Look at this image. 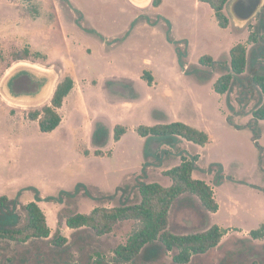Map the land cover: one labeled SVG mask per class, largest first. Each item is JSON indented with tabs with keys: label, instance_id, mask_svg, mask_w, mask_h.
<instances>
[{
	"label": "rangeland",
	"instance_id": "1",
	"mask_svg": "<svg viewBox=\"0 0 264 264\" xmlns=\"http://www.w3.org/2000/svg\"><path fill=\"white\" fill-rule=\"evenodd\" d=\"M152 1L0 0V91L8 87L7 79L13 75L16 79L33 78L32 90H40L44 84L55 85L63 74L73 75L81 100L75 104L69 99L60 109L65 118L63 131L78 126V118L83 122L84 141L90 138L92 128L95 131L97 122L109 130L106 143L96 145L93 141L90 145L93 151L103 149L106 156L85 157L72 143L56 147L53 136L42 132L38 121L27 118L29 111L41 108L38 105L42 101L35 100L34 95L21 98L16 114L0 105V196L16 197L29 185L40 186L53 195L61 189L71 190L79 181L114 192L118 185L133 183L142 173L146 138L136 132V127L153 125L151 114L160 123L183 121L206 130L210 142L206 146L183 139L175 146L153 142L154 151L162 156L148 159L151 164L145 180L169 186L171 178L165 171L180 164V153L189 157L200 154L194 176L213 187L220 209L210 212L197 196L185 193L171 207L169 229L175 234L202 232L213 224L228 229L217 248L194 255L186 264H264V238L253 239L249 233L264 222V149L255 141L257 127L247 126L253 118L251 111L258 105L259 91L246 94L251 99L245 106L243 92L235 86L231 104L238 112L244 106L246 109L245 115L235 114L227 104V95L214 90L219 74L210 81L186 75L178 61L176 44L167 39L170 29L171 37L187 52L184 60L188 66L197 64L204 54L229 60L234 45L251 46L248 36L264 7L240 27L230 13V0L225 11L232 21L229 28H222L207 3L164 0L155 7ZM92 29L96 31L89 32ZM26 47L33 56L17 60L15 55ZM144 71L154 76L152 85L142 78ZM87 85L100 86L92 93L91 103L83 97ZM106 94L110 100L103 97ZM144 98L142 103L134 102ZM228 116L234 123L227 120ZM117 124L129 128L119 143L114 140ZM259 126V143L264 148V120ZM214 162L224 164L226 178L221 185L215 182L218 167L211 166ZM24 191L22 202L33 201L34 193ZM81 199L58 205L52 235L60 230L69 239L67 250H58L48 241L18 244L0 239V264H118L114 249L127 243L136 221L119 222L104 236L89 229L75 236L76 231L64 223L70 212L83 210ZM93 202L94 207L115 205V201ZM42 205L52 226V203ZM173 255L174 251L161 253L147 261L141 254L129 264H181L174 262Z\"/></svg>",
	"mask_w": 264,
	"mask_h": 264
},
{
	"label": "trees",
	"instance_id": "2",
	"mask_svg": "<svg viewBox=\"0 0 264 264\" xmlns=\"http://www.w3.org/2000/svg\"><path fill=\"white\" fill-rule=\"evenodd\" d=\"M209 4L215 13L216 19L222 28H227L230 18L225 8L230 0H200ZM164 0H153L155 7L163 4ZM168 23L171 26V21ZM134 26V23L132 24ZM132 26V27H133ZM96 31V30H95ZM94 29L89 32H95ZM167 32L169 42L176 44L178 61L184 73L195 78L206 77L210 81L216 73L219 77L214 82V90L227 95V104L235 114H246L245 106L251 97L246 94H254L259 91L258 105L251 111L253 118L247 124L256 126L259 143L262 130L259 121L264 120V73L260 72L258 65L264 63V10L258 17V22L248 36L249 47L245 43L234 45L229 51V60L215 59L210 54L200 57L197 64L187 65L184 60L186 51H183L178 41ZM187 42V40H186ZM39 55V53L35 54ZM33 56L30 47L15 55L17 60L29 59ZM142 78L149 85L153 84L154 76L150 71H144ZM75 79L66 76L61 80L54 92L49 104L41 108L31 110L27 114L29 120L38 121L42 132H52L60 126L63 116L60 109L63 107L66 97L75 87ZM235 86H239L244 98L241 99L244 110L238 112L231 104L230 96ZM230 123H234L231 116L227 117ZM93 141L96 145H102L108 141L109 130L101 122L96 123ZM239 129L243 127H238ZM136 132L146 138L141 175H136L134 182H126L118 185L114 192L103 191L99 186L79 181L71 190L61 189L57 194L42 196L36 186L21 189L18 195L11 198L7 195L0 196V239L12 241L18 244H26L33 240L48 241L58 250H67L68 238L57 230L52 235L48 224L46 212L40 205L41 201L64 204L68 200L77 201L80 198H90L98 203L115 201L113 207L97 206L90 213L72 211L66 216V224L73 229L75 236L80 231L91 230L97 236H104L113 231L119 222L135 220L136 226L126 244H119L114 249L115 263H130L141 254L148 260L159 257L161 253L173 252V260L176 263H189L194 255L206 254L217 248L228 229L213 224L202 232L191 234H175L169 229L170 210L174 202L183 194L189 193L197 196L206 209L210 212H218L220 204L215 197L213 187L203 179L195 178L194 172L199 169L200 154L192 156L181 152L180 164L165 171V175L171 178L172 183L165 186L158 181H146L147 166L151 163L149 158L160 159L159 151H154L152 144L176 145L180 139L190 141L199 146H206L210 142V135L206 130L190 125L183 121L170 123H157L154 125L141 124L136 127ZM129 131L128 126L117 124L114 127V140L119 141ZM89 154V150L85 151ZM96 155H103L104 151L97 149ZM212 167H218L216 171V184H223L226 178L225 168L222 162H214ZM213 171V169H212ZM23 190L34 192L35 199L23 203L20 199ZM97 192L98 194H96ZM253 239L264 238V222L258 228L250 230ZM66 246V247H65ZM230 262H234V259ZM252 264H259L253 262Z\"/></svg>",
	"mask_w": 264,
	"mask_h": 264
},
{
	"label": "crops",
	"instance_id": "3",
	"mask_svg": "<svg viewBox=\"0 0 264 264\" xmlns=\"http://www.w3.org/2000/svg\"><path fill=\"white\" fill-rule=\"evenodd\" d=\"M231 21L232 20H230V24H231ZM229 27L230 26H228L227 28H229ZM85 31H86V29H85ZM66 76H72L74 78L73 75L63 74L62 76L59 77V80L56 82L55 85H52L50 87L49 84L48 85L47 84H44V86L40 90L39 89L38 90L37 89L36 90H32L30 88V86H31V82L34 80L33 78L27 76L28 77L27 79L21 78V77H19V78L16 79L15 75H13L12 77H10V78L7 79V83H8L7 86L8 87L5 90L0 91V105L4 107V110L6 112H10L11 114H16L17 106H18L19 102L22 100L21 98H27L28 96L31 97V96L34 95L35 96V100L42 101V102L39 103V105H38L39 107H42L45 104H49L51 102V99H52V97L54 95V92H55V89H56L58 83L62 79H64ZM75 82H76L75 83V87L71 91V93L66 97L65 102H64V106L62 107V109L65 107V103L69 99H73V101H75V104L76 103H80L81 96L77 92L78 83H77V81H75ZM13 84H14V88H13ZM99 87L100 86H98V85H90V86L87 85L86 88H84V90H83V97L88 102H90V100L92 98V93L94 94L95 90L99 89ZM49 89H50V92L47 95ZM85 89H87V90H85ZM103 97H105V98L107 97V99L110 100L109 99L110 97L107 94H106V96H103ZM144 101H146V98H144L142 100L134 101V102L135 103H139V102L142 103ZM132 110H131V112H132ZM160 110L163 111L164 113L167 112L165 109H164L165 111L163 109H160ZM151 115L153 116L152 117L153 118L152 119L153 121L150 119L151 122H153L151 124L154 125V124H157V123H160L161 122V120L157 119L153 114H151ZM151 115H150V117H151ZM64 120H65V118H63V121L60 124V126L58 128H56L54 131L48 132V133H50L53 136V139L56 141V145H55L56 147L62 148V146H65L67 144L72 143L73 146H74V148L77 150V152H78L79 155H83L85 157L106 156V152L105 151H104L105 154H103V155H96L95 154V151H93L92 148H91V146H90L93 143V134H94V129L93 128H92V132H91L90 138L89 139H86L84 141L85 133H84V130H83V125H82L83 122L80 121V118L77 119V120H79V122H78L79 125L78 126L75 124V128L74 129L65 128L66 129L65 131H63V129H64L63 128L64 127ZM176 120H179V119H176ZM164 122H165V120H164ZM119 142H121V141H118V143ZM114 148L116 149V147H114ZM115 149H114V152H115ZM86 150H89V154H86L85 153ZM101 150H103V149H101ZM129 154H130V156L132 158L131 152H129ZM129 154H127V160H126L127 162H129L131 160V158L128 157ZM140 158H141V160L143 159V157L141 155H140ZM171 183H172V180H171ZM92 184H94V183H92ZM29 186H35V185H29ZM99 186H101V185H99ZM37 188H39V190L41 191V194H42L43 197L48 195V194H46L44 192V190L40 186H38ZM23 192H25V191L23 190L22 191V194H23ZM22 194H21V196H22ZM21 196H20V199H21ZM10 197L11 198H14L12 196H10ZM34 199H35V197H34ZM30 201H32V200H29L28 202H30ZM45 202L46 201H41L40 202L41 207L43 206L42 204L45 203ZM48 203H52V205H51L50 208L52 209V226L53 227L51 226V223L48 222V224H49V226H50V228L52 230V228H54L55 226H57V223H56V220L55 219H56L57 215L59 214V207H58V205H60V203H54V202H48ZM93 203H95V202H93L92 199L84 198L83 197L81 199V201H80V207L83 210H80L79 212L84 213L83 211L85 210V213H90L95 208L94 206H92ZM87 207H91V208L90 209H87ZM64 225L68 229H71V228H69L67 226L66 220H65Z\"/></svg>",
	"mask_w": 264,
	"mask_h": 264
},
{
	"label": "water",
	"instance_id": "4",
	"mask_svg": "<svg viewBox=\"0 0 264 264\" xmlns=\"http://www.w3.org/2000/svg\"><path fill=\"white\" fill-rule=\"evenodd\" d=\"M264 7V0H232L229 5V10L234 22H237L243 26L246 22L250 21ZM260 72L264 73V63L258 65ZM159 146V145H158ZM159 148V147H157ZM157 150V149H155ZM129 264V263H118Z\"/></svg>",
	"mask_w": 264,
	"mask_h": 264
},
{
	"label": "bare ground",
	"instance_id": "5",
	"mask_svg": "<svg viewBox=\"0 0 264 264\" xmlns=\"http://www.w3.org/2000/svg\"><path fill=\"white\" fill-rule=\"evenodd\" d=\"M49 91H50V89H49ZM49 91H48V92H49ZM47 94H48V93H47Z\"/></svg>",
	"mask_w": 264,
	"mask_h": 264
}]
</instances>
